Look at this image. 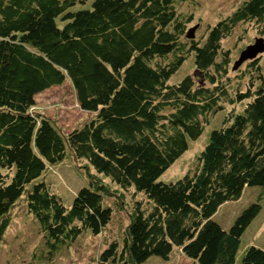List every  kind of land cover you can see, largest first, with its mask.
<instances>
[{
    "label": "trees",
    "instance_id": "trees-1",
    "mask_svg": "<svg viewBox=\"0 0 264 264\" xmlns=\"http://www.w3.org/2000/svg\"><path fill=\"white\" fill-rule=\"evenodd\" d=\"M187 1L0 0V247L22 203L50 257L111 221L100 185H82L67 203L46 180L71 157L146 198L99 264L167 261L175 248L196 264L234 260L228 242L264 199V52L235 66L224 41L249 25L264 38V0H244L198 37L187 36ZM191 54L193 73L170 82ZM66 80L90 116L63 131L34 106ZM242 101L232 122L210 132L200 168L160 179L214 113ZM254 186L258 199L225 227L222 206ZM237 264H264V249L250 245Z\"/></svg>",
    "mask_w": 264,
    "mask_h": 264
},
{
    "label": "rangeland",
    "instance_id": "rangeland-1",
    "mask_svg": "<svg viewBox=\"0 0 264 264\" xmlns=\"http://www.w3.org/2000/svg\"><path fill=\"white\" fill-rule=\"evenodd\" d=\"M243 1L188 0L180 9L184 13L193 14V20L188 27L193 30V35L198 37L206 34L209 27L232 13ZM260 39L264 43V38L254 25H249L245 31L237 29L224 41V44L232 50V63L237 62L241 53ZM193 71L194 56L191 54L184 59L170 82H176ZM35 101L34 110L50 118L63 131L80 125L90 116V113L83 112L77 106L74 90L68 80L37 94ZM245 103L246 101H242L226 105L214 113L199 138L190 141L188 149L162 174L160 179L174 181L194 167L200 168L202 160L199 161L198 157L209 142L212 129H219L232 122L235 114L242 111ZM45 177L52 189L57 191L67 203L82 185L89 182L100 185L105 205L113 209L111 221L98 235H92L90 231H86L71 246L63 248L58 255L50 257L44 247V240L35 219L27 213L23 203L19 204L12 210L11 222L0 247V264H99L100 253L111 242L116 241L122 244L127 227L135 213V203L146 202L143 193L135 192L133 188L122 189L109 178L97 173L86 162L75 161L71 157L54 166ZM261 191L259 186L248 187L238 201L222 206L216 218L225 227L230 226L248 204L258 199ZM228 243L235 246L234 260L226 263V259H221L217 264H237L250 245L264 249V199L261 201L257 215L240 240ZM144 264H196V262L187 258L180 249L175 248L167 261L154 257Z\"/></svg>",
    "mask_w": 264,
    "mask_h": 264
},
{
    "label": "water",
    "instance_id": "water-1",
    "mask_svg": "<svg viewBox=\"0 0 264 264\" xmlns=\"http://www.w3.org/2000/svg\"><path fill=\"white\" fill-rule=\"evenodd\" d=\"M188 37H193V30L189 29L187 32ZM264 51L263 40H257L254 45L249 46L245 51L240 55V58L235 62V66L240 65L243 61L247 59H254L259 53Z\"/></svg>",
    "mask_w": 264,
    "mask_h": 264
}]
</instances>
